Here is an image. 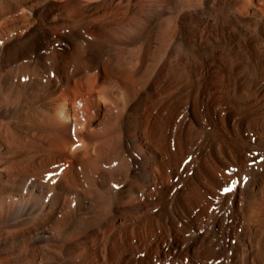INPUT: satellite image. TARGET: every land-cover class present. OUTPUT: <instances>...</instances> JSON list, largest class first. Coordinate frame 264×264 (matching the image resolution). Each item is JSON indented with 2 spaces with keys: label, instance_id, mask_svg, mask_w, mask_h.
I'll list each match as a JSON object with an SVG mask.
<instances>
[{
  "label": "bare ground",
  "instance_id": "obj_1",
  "mask_svg": "<svg viewBox=\"0 0 264 264\" xmlns=\"http://www.w3.org/2000/svg\"><path fill=\"white\" fill-rule=\"evenodd\" d=\"M0 264H264V0H0Z\"/></svg>",
  "mask_w": 264,
  "mask_h": 264
},
{
  "label": "snow or ice",
  "instance_id": "obj_2",
  "mask_svg": "<svg viewBox=\"0 0 264 264\" xmlns=\"http://www.w3.org/2000/svg\"><path fill=\"white\" fill-rule=\"evenodd\" d=\"M233 183H235V182H233ZM231 190H232V189H231V188H228V187H225V188H224V191H225V192H229V191H231Z\"/></svg>",
  "mask_w": 264,
  "mask_h": 264
},
{
  "label": "rangeland",
  "instance_id": "obj_3",
  "mask_svg": "<svg viewBox=\"0 0 264 264\" xmlns=\"http://www.w3.org/2000/svg\"><path fill=\"white\" fill-rule=\"evenodd\" d=\"M234 240H232V242H233Z\"/></svg>",
  "mask_w": 264,
  "mask_h": 264
}]
</instances>
